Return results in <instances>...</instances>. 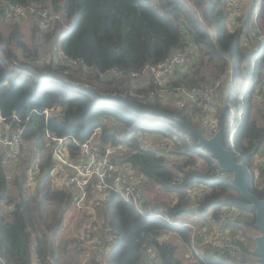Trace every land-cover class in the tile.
Masks as SVG:
<instances>
[{
    "label": "trees",
    "instance_id": "obj_1",
    "mask_svg": "<svg viewBox=\"0 0 264 264\" xmlns=\"http://www.w3.org/2000/svg\"><path fill=\"white\" fill-rule=\"evenodd\" d=\"M250 1L236 12L230 0H0V116L9 123L10 132L22 129V142L28 146L27 150L19 146L13 168L1 163L6 148L0 146V264H33L34 257L42 258L43 264L81 260L78 255L77 261L73 258L82 251L72 244L76 237H65L55 245L76 189L52 185L51 137L83 141L99 128L98 146L124 145L126 153L116 156L120 163H129L144 179L176 193V200L168 203L149 191L146 202L152 210L162 209L171 222L140 217L113 190L88 214L90 220L95 218L91 226L96 231L117 235V249L107 264H140L147 247L157 253L154 264H183L173 240L158 239L171 233L189 241L191 228L180 215L202 217L210 211L216 218L223 205L244 208L242 196L228 183L229 172L210 153L199 149L196 158L194 153L181 151L185 137L198 146L195 130L203 131V126L191 120V115L199 109L176 106L175 99L161 93L153 82L138 88L130 77L103 79L101 74L112 68L130 72L157 66L172 51L194 45L195 61L172 84L192 87L219 80L214 103L219 109L227 104L228 123L239 122L232 143L225 139V146L237 161L252 168L251 161L264 142V3L255 14L262 36L255 51L242 42L254 15L255 0ZM31 3L47 7L54 21L42 27L35 20L23 28L22 22L8 19L12 5ZM231 18L238 24L231 26ZM54 46L56 58L36 63L53 52ZM60 53L66 58H60ZM228 78L225 89L221 82ZM244 83L245 88L237 90ZM56 107L58 111L45 116V109ZM112 121L115 130L109 126ZM138 131L177 135L180 150L175 155L184 160L170 163L161 150L141 147ZM67 147L71 152L77 149L71 140ZM33 163L40 174L31 189L28 170ZM252 170L249 191L264 199V185L254 184ZM260 171L264 175V167ZM176 176L179 180L173 182ZM195 182L206 187L194 200L187 199L185 189ZM251 212L246 225L255 222ZM62 251L67 256L60 255ZM211 258L197 260V264H217ZM89 263L101 264L100 257L93 256Z\"/></svg>",
    "mask_w": 264,
    "mask_h": 264
},
{
    "label": "built area",
    "instance_id": "obj_2",
    "mask_svg": "<svg viewBox=\"0 0 264 264\" xmlns=\"http://www.w3.org/2000/svg\"><path fill=\"white\" fill-rule=\"evenodd\" d=\"M247 0H230L229 5L232 11H238ZM236 11V12H237ZM35 14L40 26L46 27L51 21H54L55 15L51 13L47 7L31 3L29 5L14 4L10 7L7 17L10 21L22 22L29 20L30 15ZM262 38L259 26L257 24L256 15L253 19L249 30L242 35V42L245 48H252V46ZM56 47L53 52L55 55ZM60 58H66L62 53ZM197 51L194 45H189L185 49H176L172 51L161 63L157 66L145 65L138 71L125 72L119 69H107L101 76L103 79L116 78L124 79L130 77L134 85L138 88L148 87L150 83H154L161 87L162 91H166L168 95L175 99V105L180 108L199 109V113L191 115V120L199 122L203 126L209 136L214 135L219 128L220 115L218 113V105L214 103L216 97V88L219 85V80L214 83L203 84L189 87L182 82L177 85L172 84L178 79V75L187 70V68L195 61ZM47 60L50 58L47 55ZM52 58V57H51ZM44 57L36 60V63H42ZM59 108L45 109L43 112L45 116L58 111ZM193 111V110H192ZM240 111H238V114ZM239 122L230 120L231 131L229 140L231 141L233 134ZM111 129H116V122L112 121L109 124ZM100 129L95 131L85 140L77 141L75 138L51 137L52 143V157L54 165L50 171V180L53 187H62L74 185L77 189L74 204L80 209H84L89 213H93L94 208L99 206L112 190L119 195V197L130 205L141 217L147 219H163L171 222V218L162 209L152 210L146 206L147 197L144 194L142 181L144 178L135 170L134 176L128 177L123 172L129 163L119 162L117 155H120V150L125 151L126 147L122 144L106 143L101 147L97 145V133ZM22 129L18 128L15 132L9 131V123L0 116V146L6 148V153L1 159L4 166H11L16 164L19 157V146L22 144V149L27 150V143L22 142ZM48 136V133L46 134ZM120 137V136H119ZM140 138V136L138 137ZM177 135L167 137L163 148L168 147L167 144L180 146V141ZM189 140L188 137H185ZM71 140L77 147L76 151L71 152L67 147L68 141ZM139 145L146 149H154L147 144L143 138H140ZM177 146V147H178ZM203 150L200 149V152ZM38 158H34L37 161ZM32 161V162H34ZM130 165V164H129ZM125 166V167H123ZM131 166V165H130ZM255 167H264V151L255 155ZM130 168V167H128ZM133 169V167L131 166ZM10 174V173H8ZM39 168L37 163H33L28 170V185L35 184L39 176ZM179 176L173 178V182H177ZM33 184V185H34ZM204 188L203 183L195 182L185 189V196L187 199H195V196ZM90 196V197H89ZM89 197V198H88ZM10 207L9 205L7 206ZM228 220L235 221V216L230 214L223 208L218 211L217 217L211 219L214 226L218 230H224ZM186 225L188 223H185ZM204 226V225H203ZM193 227L190 236L189 246L196 251L197 245L205 246L210 253V256L219 263L230 262V264H258L257 260H241L243 256V249L241 247L242 239L236 234L224 236L223 234L207 233L205 227ZM230 228V227H229ZM94 226H89L87 229L79 233V237L74 242L75 250H86L84 254L96 253L101 256L103 253L114 249L117 244V236L114 233L102 235L95 230ZM169 233H167V236ZM163 235L158 239H165ZM113 242V247L111 243ZM157 253L153 249H148L149 261H153ZM33 261L36 264H43L41 259L34 257ZM227 264V263H226Z\"/></svg>",
    "mask_w": 264,
    "mask_h": 264
},
{
    "label": "crops",
    "instance_id": "obj_3",
    "mask_svg": "<svg viewBox=\"0 0 264 264\" xmlns=\"http://www.w3.org/2000/svg\"><path fill=\"white\" fill-rule=\"evenodd\" d=\"M260 3H262V0H261ZM242 21H245V20L242 19ZM22 22H28V21L24 20ZM229 23H231L230 24L231 26H235L236 24H238L237 21L234 20L233 18H231L229 20ZM150 134H151V137L157 138V139H159V141H160L161 138H163L162 137L163 135L161 133H155V132H152L151 131ZM136 135H137V137L140 136V138H143V139L146 137L145 134H141L140 135L139 132H137ZM207 138H209V135H207ZM96 142H97V139H96ZM186 142L189 144L191 141L190 140H187ZM187 143H182L183 149L181 151H186V153H188V151H189V153H194L195 155H197L196 153L199 152V149H202V150L205 151V149H203L199 145L197 147H194V146L191 145L192 143H190L189 145ZM263 144L261 146L262 149L260 148L259 151L256 154H260V153L263 152L262 151L264 149L263 148ZM182 146H181V148H182ZM150 147L154 148L152 146V144H150ZM154 149L160 150L158 147H156ZM163 153H164V155L166 154L165 152H163ZM196 158H198V155H197ZM167 159H169V158L167 157ZM179 161L181 162L180 159L177 160V162H179ZM174 163H176V162H174ZM251 165H252V168H253V171H254V174H253V179H255L254 184H259L260 186H263L264 185V175L260 171V169L263 168V167H258V168L255 167V156H254L253 160L251 161ZM219 174H221V172H219ZM251 175H252V172H251ZM228 176H229V180H228V182H229L230 179L232 178V174L229 173ZM256 178L258 179V181H257ZM144 181L146 183H148V184H150V183L153 184V182L151 180H149V179H144ZM153 186H155V188H154L155 191H157V192H158V190L160 191V193H161L160 195H162V197L160 196L159 198H161L162 200H164V201L167 200L166 202H168V203L176 200V198H177L176 193L171 192V191H166V190L162 189L161 187H158V186H156L154 184H153ZM205 187H206V184H204V188ZM147 188H148V186H146L145 189H147ZM75 193L77 194V189L75 190ZM242 205H243L244 208H242V207L241 208H238V207H235V206H232V205H223V206H221L218 209V211H219L221 208H223V209H225L230 214V216L231 215L232 216H235V221L232 222V220H228V223L226 224V227L222 231L215 228L214 222L211 221V219H215V218L212 217L210 211H208L206 213V216H202V217H197L196 215H193V214H190V213H184V214L180 215L179 218L182 219L183 222L188 223L187 225L191 228V233H192L193 227H198V226H203L204 225L203 227H205L206 232L207 233H211L212 235L213 234H223L224 236H230V235L236 234V236H240V238L242 239L241 245L243 246L244 245V238L245 237L243 235L244 234L243 233V229H242L243 227H241V226L244 223V220H251L252 219V217H253L252 215L253 214H252L251 211H253V210L247 209L244 206V203H242ZM73 206H74V203H73L72 207ZM72 207L70 208V210H68L64 214V216L66 214H68V215L71 214V216H75L74 215V210H73ZM253 213H254V211H253ZM254 217H255V214H254ZM112 233H114V232H112ZM169 235L172 236L171 233H169ZM168 236L166 237V239H169L170 238ZM65 237H68V235L65 236ZM171 239L173 240V242L175 243V245L177 247V252H176L177 256H178L180 247H183L184 250H185V252L183 253V255L182 256L180 255V257H178L182 261L183 264H197V260L199 261L201 259L202 260H205L206 258H208V259L211 258L210 253L208 252V249L205 246L197 245L196 251L192 250V248L189 246L190 240H191L190 239V236H189V241L188 242H185L183 239L177 237L175 234L171 237ZM150 248L151 247H147L146 248V250H145L146 258L144 259V261L140 262V264H154L157 261V257L152 262L149 261V258H148V249H150ZM116 249L117 248L115 247L112 250V254L116 251ZM242 249H243V256H241L240 259L241 260H245V259L250 260L249 259V256H250L251 253L249 252L248 248H246V250H245V248H242ZM60 255L67 256V254L64 253L63 251L61 252ZM109 257H111V253H109V255L106 256V258H109ZM106 258H105V260H106ZM211 259H213V258H211ZM80 263L81 264H87V262H81V261H80ZM226 263L227 264H230V262H228V261H226ZM226 263H219V262H217V264H226Z\"/></svg>",
    "mask_w": 264,
    "mask_h": 264
},
{
    "label": "rangeland",
    "instance_id": "obj_4",
    "mask_svg": "<svg viewBox=\"0 0 264 264\" xmlns=\"http://www.w3.org/2000/svg\"><path fill=\"white\" fill-rule=\"evenodd\" d=\"M260 2H261V0H255V6H254V9L256 8V10L255 11H257V9H258V6H259V4H260ZM262 2L264 3V0H262ZM244 10V8L242 9V11ZM242 11H239V13H242ZM256 14V13H255ZM31 17H29V20L27 19L26 21H28L29 23L30 22H33V21H35V20H37L35 17H37L35 14H32V15H30ZM28 22H22V27L23 28H25V27H27V26H29L28 25ZM70 22H71V20H69L68 21V23H67V25H66V27L67 28H69V24H70ZM231 24V23H230ZM4 31H6L7 29H8V25H6V26H4ZM256 45V44H255ZM54 49H55V46H54ZM250 50H254L253 48H250ZM47 55H49L50 57H53V53L52 54H50V52L49 53H45V55H44V58L47 56ZM46 59V58H45ZM225 83L224 85H225V89L226 88H228V84H229V82H230V78H228V80L226 79H224L222 82H221V84L222 83ZM245 83L244 84H242V86L241 87H237V90H242L243 88H245ZM161 93H166V91H162ZM254 96H257V95H255L254 94ZM225 105H227V104H224V105H222V108L225 106ZM222 108L221 109H219L218 110V113H219V115L221 114V112H222ZM54 112H56V111H54ZM54 112H52V113H54ZM139 132V134L141 135V134H145L146 135V137L144 138V140H145V142L147 143V144H152V146L154 147V148H156V147H158L162 152H165L166 154H167V157L169 158L168 160H169V162L170 163H174V162H177V160L178 159H180L181 161H183L184 159L181 157V156H178V155H175V150H180L179 149V146L178 145H176L175 143H173V144H167L168 145V147H166L165 146V148H163L162 146H164V142L162 143V141L164 140V139H166L168 136H162L163 138H161L160 139V141H159V139H157V138H153V137H151V134H150V131H146V132H144V133H140V131H138ZM204 133V135L207 137V133H206V131H205V129H204V131H203ZM139 137V136H138ZM210 137V136H209ZM161 143H162V146H161ZM264 143V142H263ZM178 146V147H177ZM263 148H264V144H263ZM262 149V148H261ZM262 151H264V149L262 150ZM120 155L121 154H125L126 153V151H123V150H120ZM123 167H125V166H123ZM128 167H130V168H128ZM128 167H125V170L123 171L124 173H125V175L126 176H128V177H132V176H134V169H132L131 168V166L128 164ZM250 171L252 170V168L251 167H249L248 168ZM253 171V170H252ZM257 179V178H256ZM254 181H255V179H254ZM257 181H258V179H257ZM259 183V182H258ZM34 184V183H33ZM31 185V186H29L31 189L33 188V186L34 185H36V183L34 184V185ZM142 186H143V188H144V194L146 195V197H147V199H148V192L150 191V193L151 194H153V196L155 197V196H158L159 195V197L161 196L162 197V195H160L161 193H160V191L158 190V192L157 191H155L154 190V188H155V186H153V184H148V183H146L145 181H142ZM146 186H148V188L147 189H145L146 188ZM171 203V202H170ZM73 208V210H74V215L75 216H71V214H66L65 216H63V218H62V220H61V227H60V229H59V233L57 234V236H56V238H55V245H57L58 243H60V242H62V239L65 237V236H67L68 235V237H76V238H78L79 237V233L82 231V230H84V229H87L89 226H91L92 225V222L94 221V219L93 220H90L89 218H88V212L87 211H85L84 209H80V208H78L77 207V205H76V202H75V204H74V206L72 207ZM241 227H243L242 229H243V235H244V245L242 246L241 245V247L242 248H244V247H247L248 248V250H249V252L251 253L250 254V260H257L256 259V257L254 256V254H253V250L255 249V247H256V241H255V239H256V237H258L259 236V231L257 230V229H255V227H254V224L253 225H246L245 223H243L242 224V226ZM163 236L164 237H167V233H163ZM168 237H172L171 235H169ZM175 239V238H174ZM73 245H74V243H72ZM182 245V244H181ZM111 246L113 247V242L111 243ZM187 251V250H186ZM86 252V250H83V251H81V252H79V254H77V253H75V255H73L74 257V259H76V261H77V258L75 257L76 255H78V260H80L81 262H87L88 261V263L87 264H93V263H89L90 262V260H91V258L93 257V256H96V253H91V254H84ZM108 252V251H107ZM107 252L106 253H103L102 255L103 256H100V259H101V264H107V260H108V258H106V260H105V258H104V256L106 255L107 256ZM185 252V250H184V248L183 247H180V249H179V253H178V257H180V255L182 256L183 255V253ZM41 259V261H42V258H40ZM87 259V260H86ZM80 261H79V263L78 264H81L80 263ZM33 264H36L35 262H33ZM66 264H68V263H66ZM98 264V263H97ZM258 264H259V262H258Z\"/></svg>",
    "mask_w": 264,
    "mask_h": 264
},
{
    "label": "water",
    "instance_id": "obj_5",
    "mask_svg": "<svg viewBox=\"0 0 264 264\" xmlns=\"http://www.w3.org/2000/svg\"><path fill=\"white\" fill-rule=\"evenodd\" d=\"M227 112L228 107L225 105L220 114L219 128L211 137H205L200 129L195 130L197 144L216 159L217 165L222 170L232 174V178L228 182L229 185L240 193L244 200V206L254 211V227L259 231V236L255 239L257 243L253 254L259 264H264V199H259L250 193L251 172L244 161H237L231 151L225 146Z\"/></svg>",
    "mask_w": 264,
    "mask_h": 264
},
{
    "label": "clouds",
    "instance_id": "obj_6",
    "mask_svg": "<svg viewBox=\"0 0 264 264\" xmlns=\"http://www.w3.org/2000/svg\"><path fill=\"white\" fill-rule=\"evenodd\" d=\"M259 7H260V4H259V6H258V9H259ZM257 9V10H258ZM256 10V8L254 9V14L257 12V11H255ZM253 19V18H252ZM256 19H257V17H256ZM251 22H252V20L250 21V23H249V27H250V25H251ZM248 30H249V28H248ZM252 48L253 49H255V51H257V50H259V48L260 47H258V46H256L255 44L252 46ZM226 126H227V134H226V138L225 139H228V142L231 144L232 143V139H233V136H232V139H231V141L229 140V134H230V131H231V125H230V120H229V123L226 121ZM237 128H238V126H237ZM236 128V130H235V133L238 131V129ZM235 133L233 134V135H235ZM204 151V150H203ZM112 250L113 249H111L110 251H108L107 252V255H109V253H111V255H112ZM101 256H103V255H101ZM100 257V256H99ZM106 257V255L104 256V258ZM100 261H101V259H100ZM102 262V261H101Z\"/></svg>",
    "mask_w": 264,
    "mask_h": 264
}]
</instances>
